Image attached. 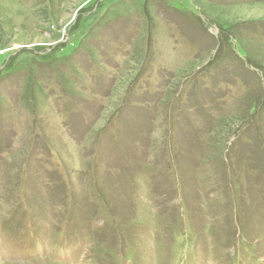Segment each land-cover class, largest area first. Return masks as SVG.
<instances>
[{
	"label": "rangeland",
	"instance_id": "rangeland-1",
	"mask_svg": "<svg viewBox=\"0 0 264 264\" xmlns=\"http://www.w3.org/2000/svg\"><path fill=\"white\" fill-rule=\"evenodd\" d=\"M264 264V0H0V264Z\"/></svg>",
	"mask_w": 264,
	"mask_h": 264
},
{
	"label": "bare ground",
	"instance_id": "bare-ground-1",
	"mask_svg": "<svg viewBox=\"0 0 264 264\" xmlns=\"http://www.w3.org/2000/svg\"><path fill=\"white\" fill-rule=\"evenodd\" d=\"M37 264H53V263L49 262V261H39V262H37Z\"/></svg>",
	"mask_w": 264,
	"mask_h": 264
}]
</instances>
